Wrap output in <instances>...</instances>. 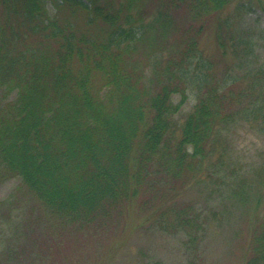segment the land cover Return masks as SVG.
I'll return each instance as SVG.
<instances>
[{"label":"trees","instance_id":"trees-1","mask_svg":"<svg viewBox=\"0 0 264 264\" xmlns=\"http://www.w3.org/2000/svg\"><path fill=\"white\" fill-rule=\"evenodd\" d=\"M49 1L100 20L81 28L43 11ZM144 2L0 0V164L50 214L74 224L108 220L157 181L210 182L214 203L236 200L260 220L247 263L264 264V163L251 182V165L229 150L239 121L264 139V64L254 66L264 54L238 16L223 14L235 4L264 14V4L158 0L147 12ZM178 7L191 23L176 47L171 9ZM212 18L221 54L236 59L220 80L199 46ZM191 93L196 104L180 124ZM219 216L212 207L165 204L152 222L182 235L195 253Z\"/></svg>","mask_w":264,"mask_h":264},{"label":"rangeland","instance_id":"rangeland-1","mask_svg":"<svg viewBox=\"0 0 264 264\" xmlns=\"http://www.w3.org/2000/svg\"><path fill=\"white\" fill-rule=\"evenodd\" d=\"M240 1L252 6L264 4V0ZM157 2L146 0L144 9L150 12ZM248 7L237 11L235 4L223 14L238 16L241 30L248 32L264 48V14L261 10H248ZM43 11L81 28L92 24V18L100 20L93 11L56 6L50 1ZM171 15L174 28L170 32L177 47L191 23L190 16L185 7L171 9ZM217 33V19L212 18L205 24L199 46L204 59L214 62L212 74L218 75L220 80L233 72L235 58L232 54L223 57ZM262 47L261 54H264ZM142 52H145L143 48L138 55L141 60L144 59ZM263 64L260 57L254 66L258 68ZM239 87L246 89L247 82L240 83ZM191 94L179 114L180 124L196 104ZM260 136L256 129L241 121L229 133V150L237 162L251 165L246 177L251 182L256 178L252 171L264 163V139ZM205 182L204 185L190 182L164 185L157 181L156 188L146 189L108 220L74 224L50 214L21 179L9 174L0 164V264H188L193 258H197L199 264H248L253 233L260 220L254 221L252 208L246 206L243 210L236 200L227 198L228 201L214 203L216 196L212 195L211 183ZM165 204L178 209L196 205L219 209V220H211L210 230L195 253L184 247L182 235L170 234L154 226L153 216Z\"/></svg>","mask_w":264,"mask_h":264}]
</instances>
